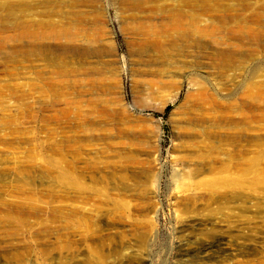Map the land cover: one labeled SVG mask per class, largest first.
<instances>
[{"label": "rangeland", "instance_id": "1", "mask_svg": "<svg viewBox=\"0 0 264 264\" xmlns=\"http://www.w3.org/2000/svg\"><path fill=\"white\" fill-rule=\"evenodd\" d=\"M0 264H264V0H0Z\"/></svg>", "mask_w": 264, "mask_h": 264}, {"label": "trees", "instance_id": "2", "mask_svg": "<svg viewBox=\"0 0 264 264\" xmlns=\"http://www.w3.org/2000/svg\"><path fill=\"white\" fill-rule=\"evenodd\" d=\"M167 110H169V107L167 108Z\"/></svg>", "mask_w": 264, "mask_h": 264}, {"label": "bare ground", "instance_id": "3", "mask_svg": "<svg viewBox=\"0 0 264 264\" xmlns=\"http://www.w3.org/2000/svg\"><path fill=\"white\" fill-rule=\"evenodd\" d=\"M182 186H183V184H182ZM184 189V188H183Z\"/></svg>", "mask_w": 264, "mask_h": 264}]
</instances>
